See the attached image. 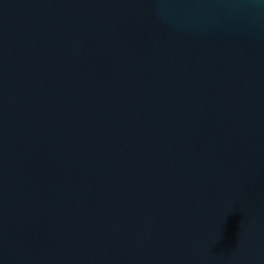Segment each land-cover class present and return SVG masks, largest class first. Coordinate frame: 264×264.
Returning a JSON list of instances; mask_svg holds the SVG:
<instances>
[{"label":"water","instance_id":"water-1","mask_svg":"<svg viewBox=\"0 0 264 264\" xmlns=\"http://www.w3.org/2000/svg\"><path fill=\"white\" fill-rule=\"evenodd\" d=\"M0 264H264V2L0 0Z\"/></svg>","mask_w":264,"mask_h":264},{"label":"clouds","instance_id":"clouds-1","mask_svg":"<svg viewBox=\"0 0 264 264\" xmlns=\"http://www.w3.org/2000/svg\"><path fill=\"white\" fill-rule=\"evenodd\" d=\"M262 2H264V0H262Z\"/></svg>","mask_w":264,"mask_h":264}]
</instances>
